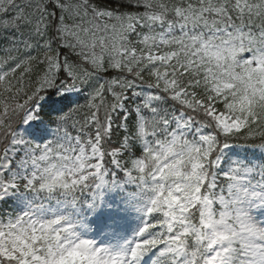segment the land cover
Returning a JSON list of instances; mask_svg holds the SVG:
<instances>
[{"label": "snow or ice", "instance_id": "snow-or-ice-1", "mask_svg": "<svg viewBox=\"0 0 264 264\" xmlns=\"http://www.w3.org/2000/svg\"><path fill=\"white\" fill-rule=\"evenodd\" d=\"M0 264H264V0H0Z\"/></svg>", "mask_w": 264, "mask_h": 264}]
</instances>
